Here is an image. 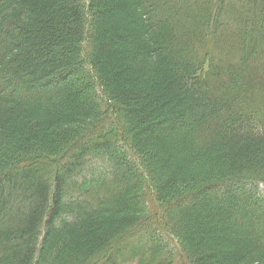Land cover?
<instances>
[{
	"label": "trees",
	"instance_id": "trees-1",
	"mask_svg": "<svg viewBox=\"0 0 264 264\" xmlns=\"http://www.w3.org/2000/svg\"><path fill=\"white\" fill-rule=\"evenodd\" d=\"M260 186L264 0H0V264H264Z\"/></svg>",
	"mask_w": 264,
	"mask_h": 264
},
{
	"label": "rangeland",
	"instance_id": "rangeland-1",
	"mask_svg": "<svg viewBox=\"0 0 264 264\" xmlns=\"http://www.w3.org/2000/svg\"><path fill=\"white\" fill-rule=\"evenodd\" d=\"M221 17H222V16H221ZM82 79H84V78H82ZM84 80H85V79H84ZM145 123H146V122H143V123H141L140 125H145ZM244 187H245V186H244ZM247 187H248V186H247ZM249 187H252V186L249 185ZM235 188H237V187H235ZM238 188H239V187H238ZM250 189H251V188H250ZM256 194H257V193H256ZM259 194H260L261 196L264 195V186H260V193H259ZM158 239H159L158 236L154 235L153 237H150L148 240L151 241V242H153V241L155 242V241H158ZM159 241H160V240H159ZM128 264H136V263H134V262H133V263H130V262H129Z\"/></svg>",
	"mask_w": 264,
	"mask_h": 264
},
{
	"label": "bare ground",
	"instance_id": "bare-ground-1",
	"mask_svg": "<svg viewBox=\"0 0 264 264\" xmlns=\"http://www.w3.org/2000/svg\"><path fill=\"white\" fill-rule=\"evenodd\" d=\"M110 127V126H109Z\"/></svg>",
	"mask_w": 264,
	"mask_h": 264
}]
</instances>
